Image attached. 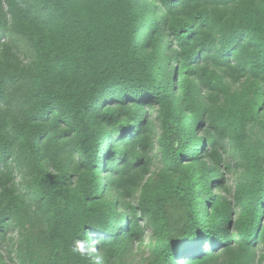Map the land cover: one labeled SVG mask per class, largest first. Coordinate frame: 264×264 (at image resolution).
<instances>
[{
	"label": "trees",
	"instance_id": "trees-1",
	"mask_svg": "<svg viewBox=\"0 0 264 264\" xmlns=\"http://www.w3.org/2000/svg\"><path fill=\"white\" fill-rule=\"evenodd\" d=\"M227 77L245 88L230 94ZM204 90L230 102L212 108ZM263 95L264 0H0V241L25 208L16 155L47 264H125L144 218L147 264H264ZM153 110L161 166L134 204ZM224 134L246 164L232 198Z\"/></svg>",
	"mask_w": 264,
	"mask_h": 264
},
{
	"label": "rangeland",
	"instance_id": "rangeland-1",
	"mask_svg": "<svg viewBox=\"0 0 264 264\" xmlns=\"http://www.w3.org/2000/svg\"><path fill=\"white\" fill-rule=\"evenodd\" d=\"M11 41L12 44L10 45L13 47V51L16 52L19 61L28 63L31 60V54L24 45L23 41L14 36L10 38V43ZM245 80V77H239L237 79H234V77H227L226 83L230 89V94L232 92H239L244 89ZM206 94L207 92L204 90L203 97L205 96L207 99ZM254 94L255 93L252 90L249 91L248 96L250 99L253 98ZM205 101L208 102L212 108H215L214 106L222 107L227 102H230V97L225 94L223 96L222 93H214L210 95ZM13 109L15 112L19 111L17 107H13ZM150 120L152 122L151 124L154 146L152 151L148 154L149 172L143 175V178L140 182V188L136 195L132 198L134 204H136L138 200L141 199L140 196L143 186L145 184H151L157 179L158 169L161 166L160 151L158 147L160 129L156 112L154 110L150 113ZM197 135H202L201 129L197 132ZM220 142V153L222 154L221 169L224 170L227 185L230 190L227 197L232 198L235 189L238 187V184L244 179L246 171L244 153L239 149L238 144L233 141L229 134L222 135ZM18 158V156L14 155L11 166L13 167V176L15 180L14 183L17 192L25 201V208L20 214L10 219L6 238L4 241H0V257L8 264H47L49 250L44 239V226L40 219L37 206L38 204L35 201L29 186V169L23 162H19L17 160ZM209 162L210 161L206 159V163ZM110 176L111 174H109V177ZM105 177H107V175L102 176V179L105 180ZM212 189H214V187H212ZM118 207L119 206H117V208ZM120 211L121 209L117 210V212ZM140 221L144 230L143 236L138 242L131 243L129 245L128 253L123 259L125 264H147L149 261L151 247L154 243L153 230L148 223V220L144 218ZM261 251L262 250L259 246L257 248L258 255L261 254ZM225 261L226 257L222 255L217 260L216 264H225ZM179 263L184 264L183 262ZM255 264L262 263H260L257 259Z\"/></svg>",
	"mask_w": 264,
	"mask_h": 264
}]
</instances>
